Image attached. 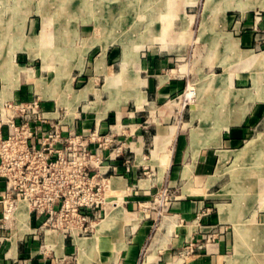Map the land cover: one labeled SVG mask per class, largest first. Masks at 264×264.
Listing matches in <instances>:
<instances>
[{
  "label": "crops",
  "instance_id": "obj_1",
  "mask_svg": "<svg viewBox=\"0 0 264 264\" xmlns=\"http://www.w3.org/2000/svg\"><path fill=\"white\" fill-rule=\"evenodd\" d=\"M235 35L248 52L256 55L261 49L260 61L225 83L221 93L217 89H224L226 71L202 74L199 70L205 108L211 110L212 101L217 103L214 116L189 112L176 134L170 122L175 113L170 99L194 75L189 71L169 80L162 74L170 65L168 55L136 63L134 72L122 69L119 85L133 82L134 90L118 101L109 90L106 45L101 58L86 64L92 70H85L84 57L79 60L76 72L90 75L84 78L88 84L68 95L54 90L49 77L29 69L21 70V80L15 79L13 87L7 84L11 91L5 93L4 86L1 100L39 97L45 110L55 105L69 113L73 110L66 124L79 132H108L116 123V128H123L127 148L124 156L111 161L120 175L111 176L112 184L123 181L125 189L113 186L110 194L116 203L112 201L104 217L121 204L120 221H111L101 233L97 226L92 238H74L54 230L40 232L32 219L0 248V264H264V45L259 46L260 36L252 29L241 33L237 28ZM125 71L131 74L124 75ZM98 76L107 80L101 89L92 82ZM106 93L112 98L109 103L103 101ZM112 114L114 121L109 119ZM255 159L263 163L257 173L237 169L239 161ZM163 186L178 196L155 228L154 218L144 212L149 195ZM256 193L263 197L248 195ZM188 246L191 249L186 251Z\"/></svg>",
  "mask_w": 264,
  "mask_h": 264
},
{
  "label": "rangeland",
  "instance_id": "obj_2",
  "mask_svg": "<svg viewBox=\"0 0 264 264\" xmlns=\"http://www.w3.org/2000/svg\"><path fill=\"white\" fill-rule=\"evenodd\" d=\"M45 1L0 0V93L7 84L13 87L15 79L21 80V70L29 69L35 75L49 77L48 84H55L54 90L65 91L68 95L72 90L88 84V79L84 78L90 75H84V71L76 72L80 67L79 60L84 57L85 70H92L93 67L86 64L101 58L102 47L106 45L104 55L106 66L110 68L109 90L114 100L118 101L120 95L134 90L133 82L132 85H119L122 69L134 72L136 63L143 60L150 62L154 55H168L170 65L163 69L162 74L169 80L189 71L194 75L170 99L175 110L170 120L175 134L187 122L189 112H207L208 117L214 116L217 103L212 101L211 110L205 108L206 101L200 95L202 87L198 83L199 70H202V74L225 70L224 86L240 73L252 70L253 64L255 67L260 61L257 55L261 49L256 50V55L248 52L245 46L236 41V29L241 33L252 29L260 36L259 46L264 45V0ZM251 21L252 25L249 24ZM46 61H62L63 64L44 65ZM124 73L127 76L131 74ZM91 77L94 78L93 75ZM56 78L58 81L53 83ZM92 80L93 85L100 89L107 82L106 78L99 76ZM226 86L217 89L219 93ZM9 87L5 93L11 91ZM111 96L106 93L104 103H109ZM33 100H39L40 104L42 102L39 97L30 100H1L0 97V109H4V113L9 104L19 106ZM41 108L45 110L42 104ZM6 113L0 115V119L11 115L9 110ZM19 113L17 110L16 114ZM45 113L50 121L45 125L46 129L49 130L52 123L62 124L58 146L69 155L68 167L62 168V177L72 184L74 199L78 204L73 211V226L70 225L67 232L64 231L66 227L59 232L67 237L71 234L74 238H92L97 233L98 224L112 208L114 195L110 194L112 192L108 188L109 179L120 176L118 170L103 175L104 169L113 165L111 161L115 160L102 164L95 158L124 156L127 146L122 140L123 128H116V123H112L108 132L98 129L79 132L66 124L72 116L67 109L55 105ZM113 116L109 118L112 121ZM0 131L2 137L10 132L13 138L15 133L18 134L6 125H1ZM73 133L79 137V141L75 142ZM21 136H17V140L20 141ZM262 164L261 160L256 159L239 161L237 169L242 171L249 168L257 173ZM248 195L253 198L264 196L257 193ZM177 196L176 191L167 186L149 195L144 214L154 218L155 228L166 219ZM190 249L188 246L186 251Z\"/></svg>",
  "mask_w": 264,
  "mask_h": 264
},
{
  "label": "built area",
  "instance_id": "obj_3",
  "mask_svg": "<svg viewBox=\"0 0 264 264\" xmlns=\"http://www.w3.org/2000/svg\"><path fill=\"white\" fill-rule=\"evenodd\" d=\"M6 109L11 115L1 117L0 128L1 125H6L18 134L15 133L13 138L10 132L2 137L0 131V248L12 238L14 231L24 230L20 226L24 222L29 225L32 219L38 222L40 232L63 231L64 227L67 232L75 222L73 211L78 205L74 199L72 184L62 177V168L68 167L69 157L58 146L62 124L52 123L49 130L45 128L50 121L39 100L19 106L9 104ZM17 110L19 114H16ZM3 111L4 109H0V115H5L6 111ZM20 135L22 139L19 141L17 136ZM74 137L75 142L79 141L75 134ZM118 158L120 157L95 159L103 164ZM129 168L128 160L126 170ZM116 171L117 167L110 165L104 169L103 175ZM24 213L27 214V219H23Z\"/></svg>",
  "mask_w": 264,
  "mask_h": 264
},
{
  "label": "bare ground",
  "instance_id": "obj_4",
  "mask_svg": "<svg viewBox=\"0 0 264 264\" xmlns=\"http://www.w3.org/2000/svg\"><path fill=\"white\" fill-rule=\"evenodd\" d=\"M211 4V3H210ZM211 6V5H210ZM91 89V88H90ZM91 91V90H90ZM94 91V90H93ZM84 97V96H83ZM87 97V96H86ZM73 113V110H70V114H72ZM114 182V181H113ZM113 186L115 187V188H120L121 190L123 189H125V183L122 181H116L114 184H112V179H110L109 180V182H108V188H109V191H111V189L113 188ZM114 188V189H115ZM122 190V191H123ZM120 192V191H119ZM121 193H123V192H121ZM115 201H114V203H116V199H114ZM121 201V200H120ZM112 212H109V214L107 215V217L103 220V221H101V223L98 225V232L99 233H101L102 231H103V229H104V226L105 225H108L111 221H120L121 220V217H122V205L121 204H119L118 206H117V208H114L113 210H111ZM23 215V214H22ZM24 218L23 219H27V214L26 213H24V216H23ZM27 225V223H23L20 227H23L24 228V226H26ZM161 225V224H160ZM81 245V244H80ZM81 247H83L82 245H81Z\"/></svg>",
  "mask_w": 264,
  "mask_h": 264
}]
</instances>
